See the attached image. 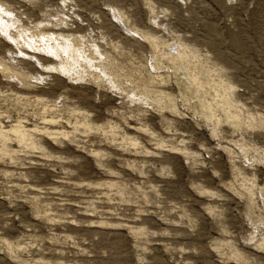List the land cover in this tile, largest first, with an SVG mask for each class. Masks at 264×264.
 <instances>
[{"label":"rangeland","instance_id":"obj_1","mask_svg":"<svg viewBox=\"0 0 264 264\" xmlns=\"http://www.w3.org/2000/svg\"><path fill=\"white\" fill-rule=\"evenodd\" d=\"M0 264H264V0H0Z\"/></svg>","mask_w":264,"mask_h":264}]
</instances>
